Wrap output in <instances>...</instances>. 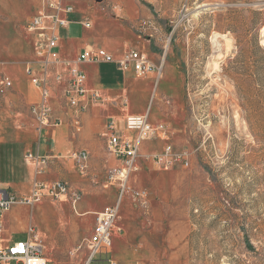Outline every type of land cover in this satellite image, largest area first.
Instances as JSON below:
<instances>
[{
    "label": "rangeland",
    "instance_id": "1",
    "mask_svg": "<svg viewBox=\"0 0 264 264\" xmlns=\"http://www.w3.org/2000/svg\"><path fill=\"white\" fill-rule=\"evenodd\" d=\"M63 3L91 23L98 40L150 39L175 65L178 79L156 99L162 112L157 121L168 125L167 140L155 142L156 153L171 144L175 152L188 151L189 165L159 168L143 157L140 170L130 176L128 186L147 193V204L133 201L140 204L141 233L133 241L141 246L137 262L264 264V0ZM36 9L37 0H0L2 61L33 59L27 26ZM131 101L143 106L139 97ZM50 205L58 215L43 221L38 209L34 218L31 211L18 210L3 216V235L11 242L26 240L27 229L11 232L32 221L51 264H86L94 225L79 218L70 245L73 204L69 212L67 206ZM59 214L68 216L66 221ZM112 252L97 255L91 264L104 256L116 264Z\"/></svg>",
    "mask_w": 264,
    "mask_h": 264
},
{
    "label": "crops",
    "instance_id": "2",
    "mask_svg": "<svg viewBox=\"0 0 264 264\" xmlns=\"http://www.w3.org/2000/svg\"><path fill=\"white\" fill-rule=\"evenodd\" d=\"M61 1L63 3V0ZM44 5L45 0H37L36 13L30 20L43 11ZM62 15L68 16L70 23L60 29L59 62L45 63V58L39 54L42 31L29 32L33 41L31 61H2L3 53L0 51V80L7 77L13 83L8 92L0 94V184L6 186L11 193L25 196L31 193L36 181L63 180L74 189L82 190L83 197L76 207H72L73 203L66 195L60 199H44L34 206L17 204L4 213V217L7 218L18 210L31 211L34 218L32 212L38 209L43 221L50 213L58 215L50 203H58V207L67 206L68 212L72 207L76 216L69 215L70 232L66 236L68 239L70 236V245H74L76 242L74 230L75 226L78 227L79 218L89 220L92 223L90 225L95 226L99 212L109 206H118V218L112 230L111 250L114 251V253L110 251L113 253L112 258L116 264H140L136 257L140 255L138 248L141 246L133 244L134 240L138 241L141 233L138 225L140 208L137 206L140 204L133 201L145 200L143 203L147 204V193L143 197H136L134 194L136 191L131 186L123 189L119 182L118 184L113 181L105 182L110 175V169L120 163L111 153L105 154V150L107 139L112 132L136 137V132L126 129V117L130 114L147 115L152 124L164 122L157 121L161 118L162 112L156 99L159 94L163 95L172 88L168 86V82L178 79L174 72L175 65L173 60L170 62L167 60L168 51L166 54L164 52L165 56L163 55L166 59H162V48L153 45L150 39H137L132 42L120 38L117 39L119 40L117 43L106 39L100 41L92 33L90 29L92 25L86 27V22L75 15V10L72 14ZM129 43L134 45L130 46ZM116 45L122 49L118 50V47L115 48ZM134 47L149 54L152 63L164 60L161 76L156 72L139 76L133 71L121 70L115 63L78 61L79 55L88 48H104L116 59H120L131 50H136L132 49ZM73 67L80 68L87 75L85 81L87 108L82 112L70 106L66 97ZM29 68H32L34 74L46 78L49 82L48 103L51 113L44 125L40 124L31 110L34 105L39 106L42 102V92L32 83L28 74ZM58 74L61 75L60 79L57 78ZM135 87L138 89L135 90ZM95 92H98L100 97L95 98ZM138 97L143 103L142 107L133 106L131 100H137ZM111 124L113 129L110 128ZM157 140L166 141L157 137L144 141L142 154L144 155V152L156 154ZM150 142L152 145L146 146ZM82 150L89 152V167L85 172L79 168L73 156L75 152ZM28 153L45 158L46 163L37 165L35 160L27 157ZM59 215L66 221L68 216ZM31 225L35 227L34 222L30 221L22 230H12L11 234H20V231L23 233ZM1 237L3 241L11 242L10 238L3 235V227ZM146 246L142 247L147 249ZM97 260H102L101 264H109L111 259L104 256ZM49 261L51 264L50 258Z\"/></svg>",
    "mask_w": 264,
    "mask_h": 264
},
{
    "label": "built area",
    "instance_id": "3",
    "mask_svg": "<svg viewBox=\"0 0 264 264\" xmlns=\"http://www.w3.org/2000/svg\"><path fill=\"white\" fill-rule=\"evenodd\" d=\"M45 8L38 15L33 17L28 23L29 32L42 31L39 41V54L45 58V63H57L59 57L60 29L67 27L70 23L68 16L74 9L64 5L61 0H45ZM90 22L85 26L90 27ZM165 56V55H164ZM79 62H105L115 63L125 72L133 71L136 75L142 76L149 72H156L159 76L163 73L164 61L152 63L145 52L131 50L124 57L116 59L104 48L85 49L78 57ZM32 83L42 92V102L34 105L31 110L37 117L41 125L45 124L46 118L51 113L48 103L49 82L46 78L34 74L32 68L28 69ZM58 74L57 78L60 79ZM86 73L78 67L71 68V78L69 80L66 97L70 106L75 107L79 112L84 111L86 106ZM13 86L12 81L3 77L0 80V94H5ZM94 97H100L98 92ZM110 125V128L114 127ZM168 125L164 122L152 124L147 115L130 114L126 117V129L136 132V137L123 136L116 131L112 132L107 139L109 153L114 155L120 162L116 169H110L109 178L111 181H119L123 189L128 186V181L132 173L140 170V159L143 157L151 160L156 167L169 168L177 164L188 166V151L175 152L174 147L168 144L163 151L156 154L144 156L142 154V143L154 138L167 140ZM77 160L79 168L85 172L89 167V152L82 150L73 154ZM27 157L35 160L38 165L46 163V159L28 153ZM136 197H143L145 190L134 192ZM70 197L73 206L83 197V191L74 189L68 182L55 180L52 182L36 181L29 195L19 196L11 193L6 186L0 184V264H49V258L45 253V246L34 226L27 228L28 238L17 242H5L2 240L1 232L4 213L11 210L17 204L34 206L44 201V199H60L62 196ZM118 218V206H109L99 212L93 233L87 241L89 257L86 264H91L97 255L109 253L112 248V230Z\"/></svg>",
    "mask_w": 264,
    "mask_h": 264
},
{
    "label": "trees",
    "instance_id": "4",
    "mask_svg": "<svg viewBox=\"0 0 264 264\" xmlns=\"http://www.w3.org/2000/svg\"><path fill=\"white\" fill-rule=\"evenodd\" d=\"M97 261H99V262H100V264L103 262L102 260H97Z\"/></svg>",
    "mask_w": 264,
    "mask_h": 264
}]
</instances>
